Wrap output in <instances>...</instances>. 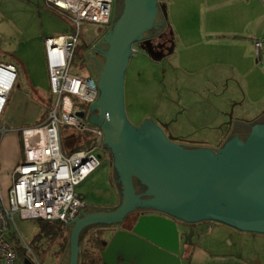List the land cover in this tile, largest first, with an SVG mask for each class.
Here are the masks:
<instances>
[{
	"label": "rangeland",
	"instance_id": "374dc122",
	"mask_svg": "<svg viewBox=\"0 0 264 264\" xmlns=\"http://www.w3.org/2000/svg\"><path fill=\"white\" fill-rule=\"evenodd\" d=\"M156 1L165 11L164 29L171 38L167 46L172 50L154 60L134 44L136 52L130 56L124 74L127 120L138 127L150 118L154 124L165 126V134L171 139L214 150L233 122H250L264 113V35L259 55L255 47L235 48L214 36L204 43V36L211 29L231 25L225 19L231 10L264 12V0ZM117 6H112L111 20L105 28L82 27L71 74L88 75L83 45L90 50L112 31ZM74 29L71 16L51 9L45 0H0V62L14 65L17 70V80L0 120V125L13 130L0 140V189L5 200L11 172L22 158L20 131L39 124L45 105L53 102L44 40L70 34ZM101 62L103 65L104 59ZM64 131L77 134L74 129ZM104 149L100 151V166L75 188L83 201L84 213L119 205V196L113 188L111 159ZM66 153H70L69 149ZM132 217L135 216L123 224L124 228L113 226L114 231L132 227ZM37 222L15 218L17 231L11 225L15 264H23L24 260L19 235L34 250L40 264H59L62 259L73 224L66 232L49 238L39 234ZM222 228L227 227L215 223L199 225L195 228L194 245L199 243L200 248L215 253L234 250L229 242L239 235ZM111 235L110 231L88 228L79 243L80 254H99ZM244 243L249 250L264 252V246L258 242ZM182 264H186L185 259Z\"/></svg>",
	"mask_w": 264,
	"mask_h": 264
},
{
	"label": "water",
	"instance_id": "95a60500",
	"mask_svg": "<svg viewBox=\"0 0 264 264\" xmlns=\"http://www.w3.org/2000/svg\"><path fill=\"white\" fill-rule=\"evenodd\" d=\"M120 1L112 31L100 41L106 42L105 49L93 48L104 62L101 68L96 67L100 68L95 80L98 98L90 106L87 122L99 128L102 147L115 156L123 198L115 208L80 211V217L71 222L60 264H78L79 243L88 227L118 225L134 212L133 177L148 185L149 193L157 197L148 203L177 219L140 216L131 231L119 230L104 244L102 264H181L183 251L194 246L193 230L180 232L175 220L186 223L206 219L264 235V123L254 127L244 142H227L218 156L209 149H184L168 143L150 118L132 126L123 103L124 74L130 56L136 52L134 44L142 42L140 50L158 59L143 35L157 23L162 29L166 15L161 8L159 18L156 0H124L123 7ZM88 54L94 60L91 52ZM113 179L115 183L114 174ZM23 264L30 262L24 259Z\"/></svg>",
	"mask_w": 264,
	"mask_h": 264
},
{
	"label": "built area",
	"instance_id": "2783aa9c",
	"mask_svg": "<svg viewBox=\"0 0 264 264\" xmlns=\"http://www.w3.org/2000/svg\"><path fill=\"white\" fill-rule=\"evenodd\" d=\"M47 6L68 13L75 25L72 33L44 40L49 91L53 102L43 122L20 131L22 158L13 168L6 200L0 189V264H15L11 225L15 218L41 220L70 226L84 208L75 188L100 166L103 135L99 128L86 122V112L75 107L91 106L98 98L96 81L70 73L82 27L105 28L112 16L113 0H45ZM259 55L263 44L255 42ZM0 120L16 80L12 66L0 65ZM74 129L92 136L88 148L65 153L61 128ZM9 131L0 125V139ZM70 223V224H69ZM69 224V225H68ZM19 234V233H18ZM24 259L40 264L32 248L19 235ZM85 264V263H80Z\"/></svg>",
	"mask_w": 264,
	"mask_h": 264
},
{
	"label": "crops",
	"instance_id": "0c3cea01",
	"mask_svg": "<svg viewBox=\"0 0 264 264\" xmlns=\"http://www.w3.org/2000/svg\"><path fill=\"white\" fill-rule=\"evenodd\" d=\"M226 18L229 19L228 24H231V25H227L223 29L209 30L208 32L205 33L204 43L213 39V36L215 38H219L220 42L228 41V44L231 43L230 45L235 48L244 46L246 49H249L250 47H254L255 42H261V38L264 35V12L262 10H257V11L231 10L225 15V19ZM201 43H202V40H199V44ZM83 46H84L85 60H86V65H87V70H88V75L84 77L92 78L97 81L98 75H99V69L102 67V62H101L102 59L101 60L95 59L94 54L92 53L97 52L96 50L93 49L92 50L93 52L89 51L85 47V43ZM89 52H91V55L94 58L95 62L90 57V54H88ZM88 62L93 67L91 71L88 68ZM0 65L12 66L16 71V80H17V70L14 65L3 64L1 62H0ZM97 66L100 68H96ZM94 75H97V76H95L94 78ZM76 105L77 104L75 103V106ZM47 106L48 105L46 104L43 114L40 117L41 122L39 124H41L44 120L43 116L45 112L47 111V108H48ZM77 107L79 110L86 112V122H87L90 106L77 105ZM34 126L36 125H33L31 127H34ZM31 127H27V128H31ZM72 137H74V135H72ZM222 229L226 230L227 228H222ZM236 235H239L237 236L239 238L233 239L232 241L229 242V246L233 247L234 250L225 251L222 253H217V252L215 253L209 249H203L202 247L200 248L197 245L199 243H197L192 248L186 251V253L182 257V260H184V258L189 254L187 264H264V252L263 251L256 250V249L249 250L248 248L244 247V244H245L244 242L246 241L250 242V240L253 242H258L260 246H264V235L246 234V233H239V234L237 233ZM64 252H65V249L63 250V254ZM81 257H82V254H80V250H79L78 264L82 263ZM181 264H182V261H181Z\"/></svg>",
	"mask_w": 264,
	"mask_h": 264
},
{
	"label": "flooded vegetation",
	"instance_id": "af4514ba",
	"mask_svg": "<svg viewBox=\"0 0 264 264\" xmlns=\"http://www.w3.org/2000/svg\"><path fill=\"white\" fill-rule=\"evenodd\" d=\"M118 2H119V0H113L114 7L117 6ZM120 2H121V6L123 7L124 0H121ZM157 10H158V16L161 19L162 13H161V6L160 5L157 6ZM157 24H158V26H156V28L147 31L143 35V37L145 40L150 41V43L153 47V50H154V55L157 56V58H160L161 56H164V53L168 52L170 48L167 46L169 38L167 37V35H165L166 29H164V26L161 29V25L159 23H157ZM141 43L142 42H139L137 44V46L140 47L142 45ZM97 45H98L97 48H100L101 50H103L106 47V42L102 41L99 44L97 43ZM93 47L94 46H92L89 51H92ZM92 54H94L95 59H100V60L102 59L103 60V56L99 52H93ZM93 61H95V60H93ZM88 68L90 71L93 68L89 62H88ZM263 123H264V113H262V115H260L258 118H256L253 121H250V122H243L242 121V122H238L234 125H229V127L227 128V134L224 136L223 140L218 145V147L215 148L214 150H212L213 153L218 156V152L230 140L238 139V140L244 142L249 137V135L251 134L254 127H256L258 125H262ZM157 126L159 128L158 131L160 130L159 131L160 134L164 136V138L166 139V141L168 143L176 144V145H178L184 149H200V147L197 148L195 145H190L189 143H186V142L181 143V141H179V140L171 139L170 137H168L165 134V129H164L165 126H161V125H157ZM204 149H208V148L204 147ZM104 150L106 151L107 155L111 159V172L115 175V178H116L115 183H113V188H114L117 196H119L120 200H122V198H123L122 177L120 174V170L118 169V167L116 165L115 156L112 154V152L109 149H104ZM132 184H133L134 194L136 196L135 201L137 204L135 209H134V212L131 213L130 215H128L124 219L123 223H121V224L109 225V226H104V227L95 225V226H93L94 228H97V230L110 231L112 234L111 235V237H112L113 234L115 232H117V231H114L115 229L113 228V226H119L120 228H121V226L123 227V224H125L126 221L128 219H130L132 215L135 216V217H132L134 219H138L142 215H158V216H164L166 218H170L173 220L176 218L171 213H169L168 211L159 209L157 206H155L154 203H148L149 200L157 198L154 194L149 193L150 188L148 185L144 184L142 181H140L139 179H137L135 177L132 178ZM154 202H156V201H154ZM213 205H214V203H213ZM134 219H133V223H132L133 225L135 222ZM179 219H181V218H179ZM181 220H183V219H181ZM181 220H179V221L175 220L177 222L179 231L180 232H188V230L192 228L193 236L195 235V230H196L195 228L198 227L199 225H204L206 223H210V224L215 223L218 225H223V226L233 230L234 232H237L238 234L239 233H246V232L237 231L236 229L230 228V227H228L222 223H219L217 221H211V220L203 219V220H199L196 222L182 223V222H180ZM133 225H132V227H133ZM93 227H88V228H93ZM132 227L125 229V230L131 231ZM246 234H252V233H246ZM104 249H105V246L103 245L99 254L95 255L94 253H91V255L95 256L96 259H98V258L100 259L99 264H102L100 254ZM97 255H99V256H97Z\"/></svg>",
	"mask_w": 264,
	"mask_h": 264
},
{
	"label": "trees",
	"instance_id": "16d2710c",
	"mask_svg": "<svg viewBox=\"0 0 264 264\" xmlns=\"http://www.w3.org/2000/svg\"><path fill=\"white\" fill-rule=\"evenodd\" d=\"M169 39L171 40V38H169ZM85 47H86V45H85ZM171 50H172V48L169 49V52H171ZM47 107H48L47 108V110H48L50 108V104H48ZM46 112H45L43 118H45ZM64 129H68V128L67 127L61 128L60 133H61L62 148H63L65 153L68 152V149H69V152H74V151L79 150V149L88 148L90 146V143L93 141L92 136L90 134L77 132V134H75L74 137H72L71 133H66L64 131ZM134 220L136 221V219H134ZM37 223L40 226L39 234L48 235L49 238H52L53 236H57L56 233L66 232V230H67L66 227H64L60 223H56V222H46V221L38 220ZM188 249L189 248H186V250L183 251L182 257ZM97 256H99V255H97ZM23 257H25L24 254H23ZM188 258H189V254L184 258L186 264H187ZM81 259H82L81 260L82 263H85V264H99V262H100V259L99 258L96 259L95 256L91 255V253L83 254Z\"/></svg>",
	"mask_w": 264,
	"mask_h": 264
},
{
	"label": "bare ground",
	"instance_id": "6f19581e",
	"mask_svg": "<svg viewBox=\"0 0 264 264\" xmlns=\"http://www.w3.org/2000/svg\"><path fill=\"white\" fill-rule=\"evenodd\" d=\"M0 84L2 85V86H6V81L5 80H2L1 82H0Z\"/></svg>",
	"mask_w": 264,
	"mask_h": 264
}]
</instances>
